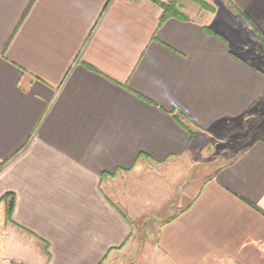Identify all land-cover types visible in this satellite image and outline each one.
I'll list each match as a JSON object with an SVG mask.
<instances>
[{
  "label": "crops",
  "instance_id": "crops-1",
  "mask_svg": "<svg viewBox=\"0 0 264 264\" xmlns=\"http://www.w3.org/2000/svg\"><path fill=\"white\" fill-rule=\"evenodd\" d=\"M171 1L0 0V259L264 264V0Z\"/></svg>",
  "mask_w": 264,
  "mask_h": 264
},
{
  "label": "rangeland",
  "instance_id": "rangeland-1",
  "mask_svg": "<svg viewBox=\"0 0 264 264\" xmlns=\"http://www.w3.org/2000/svg\"><path fill=\"white\" fill-rule=\"evenodd\" d=\"M199 1H202V0H199ZM204 1H202V2L205 3L209 7V9H213V10L217 9L218 15H221L222 17H224L223 13L225 14L224 11L226 10V8H225L226 3L223 0H204ZM211 4L214 5L215 8L212 7ZM218 19L220 21H222L219 16H218L217 20ZM229 22H230V24H229ZM229 22H227V24H226V27L228 29H231L232 31H234L238 37L240 36L242 38L245 37V39H248L249 46L252 45L251 47H249L250 48L249 55H250V57H253V54L251 51L254 49V45H255L254 43H257L256 38L254 37V34L252 35L251 32H243L242 33V32H240V30H244L245 28L244 29L240 28L238 22L236 23L234 20H230ZM258 50H259V52H262L260 49H258ZM261 55H262V57H264V54L261 53ZM257 65L260 66L259 64H257Z\"/></svg>",
  "mask_w": 264,
  "mask_h": 264
},
{
  "label": "trees",
  "instance_id": "trees-1",
  "mask_svg": "<svg viewBox=\"0 0 264 264\" xmlns=\"http://www.w3.org/2000/svg\"><path fill=\"white\" fill-rule=\"evenodd\" d=\"M194 2H196L199 6H201V8H203V9H207V10H210V11H212L213 12V9H209V7L205 4V3H203L202 1H199V0H194ZM176 3H175V1L174 0H172L171 1V3H169L168 5H163L162 6V16H161V19L162 20H164L165 18H167V13L168 12H176ZM11 203H10V205H9V208H8V210H7V217L9 218L10 217V210H11Z\"/></svg>",
  "mask_w": 264,
  "mask_h": 264
},
{
  "label": "built area",
  "instance_id": "built-area-1",
  "mask_svg": "<svg viewBox=\"0 0 264 264\" xmlns=\"http://www.w3.org/2000/svg\"><path fill=\"white\" fill-rule=\"evenodd\" d=\"M0 264H12L6 259H0Z\"/></svg>",
  "mask_w": 264,
  "mask_h": 264
}]
</instances>
